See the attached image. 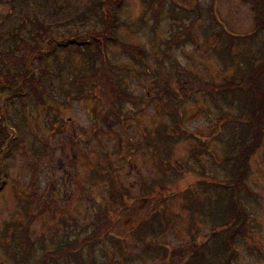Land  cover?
<instances>
[{"label": "rangeland", "instance_id": "rangeland-1", "mask_svg": "<svg viewBox=\"0 0 264 264\" xmlns=\"http://www.w3.org/2000/svg\"><path fill=\"white\" fill-rule=\"evenodd\" d=\"M104 1L125 25L121 44L143 55L108 41L102 57L85 43L105 32ZM116 1L0 0V66L34 24L80 43L41 65L52 75L44 104L33 98L24 113L21 102L8 108L18 140L0 164V264H192L197 252L217 256L220 218L229 213L216 204V184L232 176L227 144L244 131L245 116L239 99L214 100L200 88L172 97L163 73L176 91L184 78L251 80L247 68L264 59L260 9L254 0H121V8ZM100 61L134 99L80 80L97 76ZM246 182L248 227L234 264H264V138Z\"/></svg>", "mask_w": 264, "mask_h": 264}, {"label": "trees", "instance_id": "trees-1", "mask_svg": "<svg viewBox=\"0 0 264 264\" xmlns=\"http://www.w3.org/2000/svg\"><path fill=\"white\" fill-rule=\"evenodd\" d=\"M254 3L261 12L257 30H264V0H254ZM121 4V0L115 2L118 8H121ZM99 7L103 9L102 18H105L106 27L104 31L106 34L105 32H98L92 41L85 43H87L88 46H92L94 42V47L98 49L102 57L105 49L107 52L108 41L122 47L126 52H136L138 55H143L144 51L142 49L138 51L136 47L121 44L118 39V32L120 28L125 25L120 21L118 15L114 14V7L112 9L109 8V3L106 6L105 1L102 4L98 3V8ZM33 26L34 34L31 35L30 40L21 39L20 44H14L12 51L4 53V57L1 58L2 62L5 64L3 67L0 66V164L2 160L8 157L11 149L18 140V136L14 132L13 126L10 124L11 117L9 116L8 108L21 102V105H19L21 106V111L24 113L29 101L36 99L39 103L44 104L41 94L47 92L48 84V82L44 80H46L47 77L51 78L52 75L41 65L46 64L49 59L60 62V54L57 51L58 48L67 53L70 49V44L76 43V46L80 47L78 41L68 40L71 38H64L62 34H59L60 32H56L57 28L54 25L38 23ZM218 36L221 35L219 34ZM14 37L15 39L20 38L17 35ZM75 38H77V36ZM17 52L22 53L19 59L15 56ZM5 60H7L8 63L5 62ZM100 62H102L101 69L96 66L91 73V75L98 74L97 76H91V79H87L86 76H84L80 80L83 81L85 79L89 82H93V79H97L100 81L99 83L108 88V93L113 98L124 99L127 95L132 99L133 97L127 91L126 94H123V87L121 84L122 77L114 76V78L111 79V77L108 76L109 67L105 65L108 63L106 61ZM18 65L23 66L21 68ZM40 66L42 68H39ZM251 67H254L251 69V71H254L251 80H244L243 77V81L241 79L240 82L233 81L221 85L216 83H203L197 78L196 80L184 78L185 80H181L180 84L179 73H181L182 70L177 68V74H175L174 77L179 80L178 86L182 88L179 91H176L177 89L172 86L171 82H168L171 80V76L163 73V77L167 81L163 80L165 89L170 92L172 97L176 96L175 94H178V92H181L183 89H185L187 96L189 95V89L196 87L200 88V91L209 93L215 98L214 100L219 101L221 99L222 101L227 100L230 102L231 100L239 99V102H237L239 104V109L242 111L240 113L245 116L243 123L247 124H244V131L239 133V137L237 138L234 135L227 144V158L232 159L235 164L231 170V178L226 181H219L216 184V187L219 189L217 190L216 204L219 205L223 203L225 205L224 211L229 213L227 219L224 217L220 218L224 222V226H221L223 227L224 234L215 231L217 235L223 234L217 249V256L212 255L211 257H206L197 252L194 254L195 261L192 264H234L236 256L235 243L248 227V215L242 205L241 198L242 196L251 194L246 182L247 173L250 169V160L259 149L264 138V59L260 65H249L247 69ZM38 69L43 70L40 72ZM103 74H105V76H103ZM89 84L92 83H86V85ZM177 115L179 118V114ZM231 153L232 155L229 156ZM6 175L4 168L1 167L0 191L5 187ZM118 199L120 201L123 200L125 204L124 197L120 196ZM26 245L29 244L26 243ZM53 253L54 255L56 254V256L61 255V253L57 251ZM221 256L224 257L221 258ZM57 263H59V261Z\"/></svg>", "mask_w": 264, "mask_h": 264}]
</instances>
